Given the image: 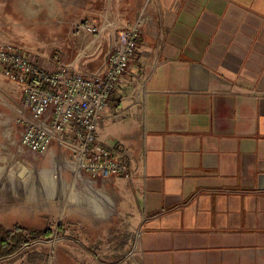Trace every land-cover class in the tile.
I'll list each match as a JSON object with an SVG mask.
<instances>
[{
  "label": "crops",
  "instance_id": "crops-1",
  "mask_svg": "<svg viewBox=\"0 0 264 264\" xmlns=\"http://www.w3.org/2000/svg\"><path fill=\"white\" fill-rule=\"evenodd\" d=\"M141 10L130 68L141 77L112 94L106 112L121 123L109 116L97 130L126 150L134 176L96 195L135 228L136 264H264V0H0V42L51 70H94L110 49L105 22L132 24ZM0 89L22 90L1 66ZM10 119L1 108V151Z\"/></svg>",
  "mask_w": 264,
  "mask_h": 264
},
{
  "label": "built area",
  "instance_id": "built-area-1",
  "mask_svg": "<svg viewBox=\"0 0 264 264\" xmlns=\"http://www.w3.org/2000/svg\"><path fill=\"white\" fill-rule=\"evenodd\" d=\"M143 23V10L129 25L105 22L112 26L110 49L94 70L73 68L71 63L51 70L31 54L0 42L4 75L22 86L14 99L0 89V109L11 113L17 144L40 157L57 150L69 167L78 165L80 177L102 186L111 185L117 177L132 179L134 171L122 159L126 150L102 142L97 130L108 118L120 116L106 112L117 85L126 76L141 77L130 68ZM73 27L94 38L102 30L86 20L76 21Z\"/></svg>",
  "mask_w": 264,
  "mask_h": 264
},
{
  "label": "rangeland",
  "instance_id": "rangeland-1",
  "mask_svg": "<svg viewBox=\"0 0 264 264\" xmlns=\"http://www.w3.org/2000/svg\"><path fill=\"white\" fill-rule=\"evenodd\" d=\"M17 40L45 47L43 39ZM118 118L105 125L120 124ZM12 132L0 150V234L20 227L24 241L15 253L0 257V264H136L137 232L97 197L104 187L74 177L50 155L34 156ZM95 210L104 217L96 218ZM45 229L50 236L34 234Z\"/></svg>",
  "mask_w": 264,
  "mask_h": 264
},
{
  "label": "trees",
  "instance_id": "trees-1",
  "mask_svg": "<svg viewBox=\"0 0 264 264\" xmlns=\"http://www.w3.org/2000/svg\"><path fill=\"white\" fill-rule=\"evenodd\" d=\"M23 230L20 227H15L10 231H3L0 234V257L7 256L16 252L23 244L24 237L22 236ZM37 236H50L51 231L45 229L39 232H34Z\"/></svg>",
  "mask_w": 264,
  "mask_h": 264
},
{
  "label": "bare ground",
  "instance_id": "bare-ground-1",
  "mask_svg": "<svg viewBox=\"0 0 264 264\" xmlns=\"http://www.w3.org/2000/svg\"><path fill=\"white\" fill-rule=\"evenodd\" d=\"M78 165L75 164V166H73V171H74V177H79V168L77 167ZM81 176V174H80ZM101 214L97 213L96 214V217H99Z\"/></svg>",
  "mask_w": 264,
  "mask_h": 264
}]
</instances>
